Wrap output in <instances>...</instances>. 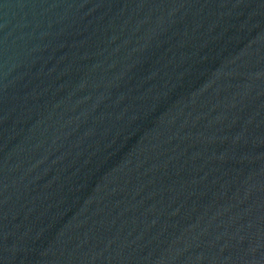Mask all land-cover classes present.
I'll return each mask as SVG.
<instances>
[{"label": "water", "instance_id": "1", "mask_svg": "<svg viewBox=\"0 0 264 264\" xmlns=\"http://www.w3.org/2000/svg\"><path fill=\"white\" fill-rule=\"evenodd\" d=\"M0 264H264V0H0Z\"/></svg>", "mask_w": 264, "mask_h": 264}]
</instances>
